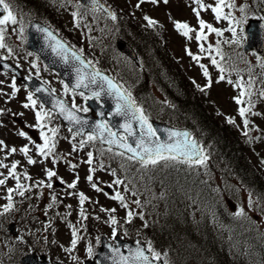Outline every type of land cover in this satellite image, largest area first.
I'll use <instances>...</instances> for the list:
<instances>
[{"label":"snow or ice","instance_id":"1","mask_svg":"<svg viewBox=\"0 0 264 264\" xmlns=\"http://www.w3.org/2000/svg\"><path fill=\"white\" fill-rule=\"evenodd\" d=\"M68 3H71V0H67ZM145 0H140L136 4V7L139 8L141 3H144ZM147 2L156 5L159 0H147ZM169 0H163L164 4H167ZM93 10H103L107 12L108 17L115 22L117 20V15L115 12L110 11L105 8L102 4L99 3V0H92ZM191 3L195 5L192 11L196 17L198 27L194 28L190 26L187 22L175 21L174 29L183 36L187 41H192L193 39L197 43L200 53H206L207 59L210 60L211 65H213L221 75H219V81H224L226 77L223 75L225 72V66L223 61L225 60V53L221 49V43L226 45H240L242 34L244 32L243 25L247 23L248 20V10L245 6L237 4V0H213L212 3H205L204 0H191ZM211 11L214 20L219 23L221 21L227 22V27L225 29H220L213 26L212 23L206 22L201 18V13L205 11ZM0 50H6L7 55H0V62L7 60L13 56V49L6 43V34L8 33L9 27L13 31L19 33V37L22 42H26L25 38V28L23 21L20 20L17 15L14 14L12 7L7 0H0ZM80 13L73 12L72 16L74 18L75 26L80 27V21L78 19ZM144 20L147 22L149 27H154L158 22L149 18L148 16L144 17ZM37 31L44 34L48 47L51 52L59 57L65 64H68L71 61L78 62L74 63L72 66L75 70V84L73 87H70L68 84H63V93L62 95L72 97L71 105L69 106L66 100L55 99L53 102V108L58 109L59 115L68 122V132L71 133V139L69 143L72 144V141H75L77 137H82L79 139L78 145L72 144V152L77 150H83L86 145L91 144L93 147L97 143L100 145H106L107 147H101L98 149L100 156H104L106 153L111 156L119 157L122 161H127L130 164H138L141 169L155 168L163 164L164 166H173L175 164H185V165H196V166H206L208 156L203 153V149L197 144V141L191 137V134L187 131H178L172 130L168 133L167 141H162L161 138L157 135V129L153 127L150 116L146 113L145 109L138 105L136 100L132 97L131 92L124 87L123 84L117 83L114 79L110 78L107 75H104L99 68L96 67V63L91 60H85L83 58V49H76L71 45H68L66 42L58 38L57 34H54L53 31L49 28L37 27ZM225 32L231 34V39L218 40L215 45L208 43L205 46L206 42L209 39V35L215 34L216 37L223 38ZM194 33V35H193ZM185 53L197 64H199L200 69L202 70L203 76L206 78V86L200 87L197 85L201 92H206L208 88L212 86V79L209 76V70L205 64L200 63L202 56L194 54L191 49L185 48ZM214 53V55H213ZM29 56H32L33 53L29 52ZM237 55H239L237 53ZM219 58V59H217ZM39 56H36V61H39ZM258 63L262 69H264V59L257 58ZM247 63V61H245ZM17 67L20 65L17 64ZM4 67H8L7 64ZM31 68L36 70V78L39 79L40 68L37 62L31 63ZM47 70V69H46ZM251 72H249L250 78L245 83L243 79L233 81L229 79L227 82L229 84H234V86L239 89V95L234 98L235 103L240 106L238 108L239 116L242 118L243 126L245 128L244 135H248L247 129L250 125V120L248 118L249 114L251 115H260V113L253 112L254 102L252 96L254 95V79L251 78ZM29 76L27 79H30ZM2 83V82H0ZM47 84V82H44ZM63 83V82H62ZM195 83V81H193ZM12 89V97L14 98L16 93L20 90L16 85V80L13 78L10 85ZM82 89L81 91H77ZM37 93L45 92V88H37L35 90ZM55 89H51L48 93L49 95L55 93ZM88 93V95L85 94ZM102 94H106L111 97L114 101L115 111L112 114L113 116L121 117L123 122L118 126L119 130H113L110 124L106 120H100L97 123L91 125V130L85 134V128L89 126V121L83 119L78 113H88L90 111L89 107L78 106L76 104V96L81 97L85 102L95 99L99 101ZM258 96L261 99H264V89L259 90ZM27 103H24L22 106L25 109L33 110L35 114V125H29V127H35L39 130V139L41 142H36L32 139L23 130L18 131V135L24 140L28 141V144L17 149L16 147L9 148L5 141L0 140V152H5V156L0 159V169H5L4 172H0V187H6L9 179L14 180V187H6V195L3 197L6 200V203L2 206L0 210V216L8 214L15 210V199L14 196H19L21 198L30 199L31 196L26 194L32 193L33 189H42V188H53V178H57L60 184H66L68 189H76L77 185L80 182L79 175H76L72 182L68 183L63 178L58 176V173L50 168H44L46 179L37 180L32 184L25 183L26 181H32V176L27 172H18L17 169L20 166V161H14L11 164L5 163V160L8 159V156L14 155L19 152L25 159L28 165H36L38 163L43 164L45 161H48L55 165L59 159H62L56 152L57 149V137L59 135V127H49L53 116L51 112L44 110V104H39L38 101L34 99V93L29 92L27 97ZM242 105H247L242 106ZM3 114V110H0V115ZM17 115V114H13ZM18 115H24V113H19ZM101 117L104 116L103 112H100ZM228 123L234 124L235 121L232 118L228 119ZM2 126V125H0ZM45 129H47L45 131ZM86 138H83L85 137ZM68 139V137H64ZM29 144L32 147H29ZM34 148V152H33ZM87 159L82 161L89 165L85 180L91 184L92 189L97 193H103L104 196L109 199L119 203L120 207L125 209V223L131 224L133 219L138 216L140 220H144V216L135 212V210L130 208L129 202L126 200L125 196L120 191H115L114 195L109 197L107 192H104L102 188L98 187L97 182L94 181V174L97 171V168L92 167L94 161V155L92 151L86 153ZM34 157H39L40 159H35ZM69 166L72 169L79 167L78 164L68 162ZM123 167V164L121 165ZM100 170L104 169L103 162H100L98 165ZM113 177H117L116 171L110 173ZM47 181V182H46ZM131 183V181H129ZM113 185L120 187L123 186L124 191H131L133 197L137 196V191L129 189L125 181L120 178H115L111 183L107 185L108 188H113ZM42 195V193H41ZM78 196L79 204V217L81 220H87L88 216L84 210V204L86 201H89V197L85 195L83 191L76 193ZM39 198V197H37ZM51 204H49L45 209V214L49 208L53 207L57 203V196H51ZM137 208L141 206V201L135 199L132 201ZM71 208V205L67 206ZM248 207H252L251 194L249 195ZM101 212L115 213L116 208L107 209L104 207L100 208ZM71 215V212L68 213ZM235 216L238 218H245V209L241 208L235 213ZM98 220L99 217H96ZM108 223L111 227V236L115 240L118 236V230L116 225L119 221L114 215L108 216ZM144 227H148V224L145 222ZM71 228V241L70 247L65 248L64 251L71 253L73 252L78 244L80 239L78 235V230L75 226L69 225ZM124 235H127V230H125ZM23 242V238H21ZM99 242V238H98ZM137 247L134 251L129 250L128 255L121 253L120 249L111 248L114 260L113 264H150L151 261H161L163 264H169L167 254H162L158 251H155L152 247L151 242H148L147 252L151 254H145V249L139 246V241L136 242ZM87 255L91 259L93 256V248L91 245L87 247ZM73 260L77 258L75 256L71 257Z\"/></svg>","mask_w":264,"mask_h":264},{"label":"rangeland","instance_id":"2","mask_svg":"<svg viewBox=\"0 0 264 264\" xmlns=\"http://www.w3.org/2000/svg\"><path fill=\"white\" fill-rule=\"evenodd\" d=\"M56 4H60L63 1L67 0H55ZM108 3H112V5L115 7L116 11L120 13V10L118 8V5L126 11V13H129L130 16L136 17L138 20L143 21L145 16H148L149 18L157 21L160 26H156V28H164V30L167 32V40L168 45L171 49V56L173 62L171 63L172 68L175 70V72L178 75H181L185 78L190 79L192 82L195 81L196 84H198L200 87L206 86V78L202 74V70L199 67V64H197L195 61H193L186 53L185 48H189L192 50L194 54L201 55L202 59L200 63L205 64V66L209 70V76L211 77L213 83L210 88L207 89L206 92H201L202 100L209 104L211 107V110L213 112H216L221 120L232 118L235 121V124L241 125L243 128V131H245L242 118L239 116L238 113V106L235 103L234 98L239 95V89H237L234 84H229L227 81L229 79L233 80L234 82L237 80H240L238 75L231 76L228 80L219 81V74L213 70V67L210 63V60L207 59L206 53H200L197 43L193 39L192 41H187L183 36L178 34V32L174 29V22L175 21H181V22H187L190 26L197 28V20L196 17L192 11L193 5L190 0H169L167 4L163 3V0H159V2L156 5H153L150 2H147L145 0L144 3H141L140 7L137 8L136 4L140 2V0H106ZM7 2L10 3L12 10L17 17L23 21V24L25 26V23L28 19H31V11L26 10L25 7L22 5L17 4L14 0H7ZM50 5V0H46V6ZM68 8L71 7V9L74 10H66L64 8V12L62 10H59L60 7L57 6V9H55V21L58 25H62L64 27V31L67 36L70 37L71 33H69V30L72 28L76 33L80 34L81 39L85 42L87 41V35L88 30L90 31V35L94 38H97L99 33L101 32L102 35L105 34L104 30L100 29L97 26H102L104 28L103 22L100 20L99 23L95 22L94 19L91 18V14L89 15H79L78 19L80 21V27H76L74 23V18L72 16L73 12H80L79 11V4L78 0H71V3H68ZM37 9V8H34ZM39 10V9H38ZM36 11V10H35ZM40 11V10H39ZM17 13V14H16ZM19 13V14H18ZM42 13V12H41ZM45 13V12H44ZM42 13L41 15H44ZM46 17V15H45ZM93 18H102V16L97 15ZM201 18L205 21L212 23L213 26L225 29L227 27V22L217 23L211 12L201 14ZM83 19H86L89 24H86L84 26ZM106 28H104L110 35L107 37V41L103 44V50L104 47H111L112 48V56L116 58L115 66L118 67V70L121 71L120 75L124 79L128 80L130 83V77L128 74L125 73V70L120 63L122 61L125 64V61H123L122 57H117L116 55V49H115V42L116 39L115 36V22L110 23L109 21L105 20ZM144 22V21H143ZM94 23L96 24L95 26ZM82 27H84V30H82ZM160 30V29H157ZM11 40L13 41V44H16L20 46L23 43V50H21L20 47L12 48L13 49V56L11 57L12 60H14L16 63H18L21 67L24 68L25 72L30 76L31 74L36 75V70L31 68L32 62H37L40 72L39 77L46 81L51 89H55V93L59 96H62L66 101H68L71 104L72 97L70 95L65 96L62 95L63 93V83L62 81L56 77L54 73L45 71L44 67L42 66L40 61H36V56H29L26 49H25V42H22V40L19 37L18 29L17 31H13L11 27H9L8 33H7ZM194 35V33H193ZM224 37L227 39H231V34L228 32H225ZM218 40H221L220 37H216L215 34L209 35V41L210 43H213L215 41V44ZM242 41V38H241ZM240 41V43H241ZM235 45V44H233ZM207 46V43L205 44ZM162 49L166 52L165 47L162 45ZM118 54V53H117ZM245 61H247V64L251 66H260L258 63V59L249 56ZM9 75L3 74L0 75V110H3V114L0 115V139L5 141L9 148L16 147L19 149L20 147L24 146L25 144H28V141L21 138L19 135L15 133L16 130H23L26 133H28L29 136L33 137L35 140L37 136H39V130L35 127H29V125H35V114L33 110L31 109H25L23 108V104L27 103V95L23 88L20 89L15 97H12V89L4 84V81L8 84L9 82ZM264 80V78H263ZM264 83V81H263ZM17 85V84H16ZM19 85H17L18 87ZM264 89V84H263ZM198 88V87H197ZM199 90V88H198ZM261 90V89H260ZM149 91H152V99L156 101V103L149 97L150 101L148 104L151 106H155L153 111H156L158 109L159 115H164V117L168 116V107L167 103L163 97V94L158 89H153V87H149ZM200 91V90H199ZM259 92V90H258ZM255 93L252 96V100L254 102V108L252 109L253 112L260 113V115H251L249 114L248 118L250 120V125L247 131L252 132V142H253V152L251 153L252 158L254 162L264 171V99H261ZM76 104L78 106L84 107L87 106L86 102L79 96H76L75 98ZM247 106V105H242ZM37 110H39L37 108ZM90 112V111H89ZM88 112V113H89ZM19 113H24V115H18ZM83 113V112H82ZM85 113V114H88ZM17 114V115H13ZM177 114V113H176ZM173 117H176L172 114ZM159 120L162 121L161 117H159ZM228 122V120H227ZM47 129H45L46 131ZM60 131H62V135L64 137L67 136V132H65L63 129L59 128ZM59 145L57 148V154L62 157V159L58 160V164L54 166L51 162H48L46 164H36L34 166L29 165L30 167L27 168H20L18 172L22 173L27 171L32 177H34L35 180H41L46 179L45 173L43 171L44 168H50L58 173V176L63 178L66 182L70 183L75 178L76 175H79L80 182L77 185L76 189H68L66 184H60L59 180L56 179V183L53 179V188H42V189H33L32 196H31V203L30 201H22L21 199L17 202H22L19 205V215L21 216H27L31 219L30 222H28V227H18L19 235L16 237V239H13L12 237L6 236L4 234L0 235V260L7 255H10L12 250H19V257L33 251L31 246L29 245L27 241V237L29 236V239L41 249V253L45 254L46 256L50 257L54 261L57 260H66L68 259V256L65 255L64 249L69 248L70 241H71V229L69 225H77V227H80V229L87 233L88 236H93L96 229H103L108 233L106 237H108L112 242L114 240L111 236V227L108 223V215H102V212L100 211L101 207L111 209L116 208L117 211L115 213H112V215H117V217L120 220H125V209L121 208L119 203L116 201H113L109 199L108 197L104 196L103 193H97L95 192L91 184H89L85 180V176L87 174V170L89 168V165L82 163V161L87 159L86 153L88 152V148L91 147V144L86 145L83 150H77L76 152H72V145L69 143L68 139L61 138L59 139ZM73 144V143H72ZM29 147H32V145L29 144ZM214 148V147H213ZM34 152V148H33ZM212 152L215 154L216 150L215 148L212 149ZM10 157V156H8ZM35 159H40L39 157H34ZM67 158V159H65ZM75 163L78 164L79 167L76 169H72L69 166V163ZM100 161V159H98ZM62 163L63 168L60 166ZM66 165V166H65ZM208 164H206L207 166ZM107 168V167H106ZM165 168H168L166 166ZM199 168V171H202L205 174V177L207 175L211 178H215L216 181L209 182L213 188L216 190L220 188L219 190L222 191V193L225 195L226 201L229 202L230 209L234 213L239 211L241 208L245 209V216H249L250 218L254 219L256 222H258L259 228H261L262 232L264 233V204L263 203H257L255 200L260 197L258 193H256V196L254 197V201H252V207H248V200L249 195L246 191H243L241 186L236 185V181L233 180L232 182L227 183V185L224 186V181L220 180L218 176H213L216 174V169H210L208 167ZM208 168V170H207ZM108 170V171H107ZM113 169H105L100 170L99 168L95 172L96 175H94V181L97 182V184L100 185V187H106L109 183L113 181L116 177H113L110 173ZM140 170V169H139ZM117 171V170H116ZM134 169H130L131 175L134 173ZM138 171V170H137ZM0 172H5L4 169H0ZM117 176H120L118 172ZM119 174V175H118ZM203 174V175H204ZM264 175V173H263ZM133 176V175H132ZM131 178V176H128ZM128 181V180H126ZM35 182V181H34ZM33 181H26L27 184L34 183ZM47 182V181H46ZM129 182V181H128ZM59 183V184H57ZM14 180L8 181L6 187H14ZM6 187L0 188V207L3 204L1 200L6 195ZM129 189H133L130 186H128ZM119 189V187L113 185V195L116 190ZM83 191L85 195H87L90 199L89 201H86L84 204V209L87 210V213L90 214L91 220L95 221V225L93 228L89 225L82 224L80 226V219H79V204H78V196L76 193ZM162 191V190H161ZM42 193V195H41ZM122 194L125 196L126 200L129 202L130 208L135 210V212L142 214L144 216V220H140L137 217L134 218L135 223L127 226H121L120 222L119 225H116L118 230V235L121 236L125 240H131L132 242L136 243L137 241L143 242L148 245V242L143 239L145 238L144 234H140L133 230L131 226H135V224H138L140 227H143L147 219L152 218L156 214L158 215V212L162 211V206L158 205L161 203L160 198L162 197V192L160 190L156 189L155 193L153 194V197L156 201V203L151 204L152 206L146 207L145 199L143 200L142 195H137L133 197L131 195V191L125 192L123 191ZM56 195L58 200L57 203L48 209L47 214H45L46 207L51 204V196ZM39 197V198H37ZM110 197V195H109ZM227 197V198H226ZM256 198V199H255ZM135 199H139L141 201V206L137 208V206L132 203ZM234 200L233 203L231 200ZM91 201V202H90ZM160 202V203H158ZM5 203V201H4ZM71 205V208H68L67 206ZM148 207L150 208V211L148 213ZM157 207V212L155 208ZM1 210V209H0ZM53 211H56L57 215L55 217L50 216ZM71 212V215H68V213ZM10 214V213H9ZM8 215V214H7ZM4 216V217H2ZM0 216V228H6V224H4V221L6 219V215ZM61 217H64L67 219L68 223H63L61 220ZM96 217H99L97 220ZM157 217V216H155ZM51 219V220H50ZM8 223V222H7ZM78 223V224H77ZM125 230H127V233H133L135 234L134 238L127 239L124 235ZM142 231V230H141ZM21 238H23V242H21ZM186 240H189V237H185ZM89 240V237H87ZM82 242L80 244L81 248H85L86 241L84 238L80 239ZM56 242L55 245L52 246V243ZM189 243L188 241H186ZM93 244V240L90 238V245ZM52 246V248H51ZM92 246V245H91ZM78 253L80 254V258L85 261L90 259L86 252H82L78 249ZM67 254H69L67 252ZM94 255V252H93ZM82 261V262H83Z\"/></svg>","mask_w":264,"mask_h":264},{"label":"trees","instance_id":"3","mask_svg":"<svg viewBox=\"0 0 264 264\" xmlns=\"http://www.w3.org/2000/svg\"><path fill=\"white\" fill-rule=\"evenodd\" d=\"M120 27L121 36L134 47L146 69L140 73L138 91L133 93L136 102L146 103L148 83L153 82L173 104L171 114L162 120L187 127L206 145L210 143L216 150L211 154L210 171L217 172L213 176L235 180L253 195L258 193L259 201L264 204V172L252 159L248 139L214 115L195 89L175 72L161 42L131 21H121ZM99 51L100 48L92 47L88 58L98 62V68L115 75L109 70L115 66L100 60ZM131 69L136 70L133 65ZM192 169L185 164L170 168L161 164L152 168L148 179L141 180L146 188L154 184L161 189L166 194L162 201L166 210L170 204L175 210L145 228L153 244L167 250L173 264H264V236L258 225L248 218L241 220L232 215L219 194ZM194 205H198L195 210ZM14 261L19 264L17 258Z\"/></svg>","mask_w":264,"mask_h":264},{"label":"water","instance_id":"4","mask_svg":"<svg viewBox=\"0 0 264 264\" xmlns=\"http://www.w3.org/2000/svg\"><path fill=\"white\" fill-rule=\"evenodd\" d=\"M80 2L82 4L88 6V7L93 8L92 0H80ZM99 3L102 4L105 8H107L101 2V0H99ZM37 27L45 28L36 22L31 23L29 28H28V39H29V45L31 46L30 48H32V47L35 48V51H37L40 54V56L46 62L47 66L56 68L59 71V73L63 76V78L66 80V82L71 87H73L75 84L76 75H75V70H74L72 65L74 63H78V62L71 61V59H70V62L68 64H65L59 57L55 56L51 52L50 48L48 47V42H47L44 34L37 31ZM118 48L120 49L121 52H124L126 55H128L129 57H131L134 61H136L138 63V59L136 57V54L134 53V51L132 50V48L129 45H127L123 41H119L118 42ZM30 85L33 87L34 90H36L37 88H45L46 89L45 92H40V93H37L36 91L35 92H36L39 100L41 101V103H43L44 105L49 106L52 109H54L53 108L54 100L60 99V98L55 97L53 94L49 95L48 93L50 91L43 84L39 83L38 81L34 80V82L30 83ZM78 90H82V89H78ZM100 100L104 104L103 107L98 106L95 103L94 99L90 100L88 102V105L92 108V110L98 113V116H99L98 118H94L93 116L87 117V116H84V115H81L78 113V115H80L83 119H87L89 121V126L86 127L84 130L85 133L91 130V125L97 123L98 121H100L102 119H106L110 123V125L114 128V130H119L118 126L123 122L121 117L112 115L115 111V108H114L115 101L111 97L107 96L106 94H102ZM54 110L59 115L58 109H54ZM100 112L104 113L103 117H101L99 115ZM107 114H109L110 118H106ZM65 122L68 124L67 121H65ZM153 127L158 130L157 135L161 138L162 141H167L168 133L170 131L177 130V129H173L171 127L165 126L163 124H158V123H153ZM178 131H187V130H178ZM187 132H189V131H187ZM192 138L195 139L197 141V144L202 148L201 144H199L198 138H196V137H192ZM125 244L127 245V247L131 251H134L136 249V247L134 248V246H132L131 244H128V243H125ZM139 246L143 247L142 245H139ZM104 248H105V252H107L111 249L107 245H105ZM119 249H120V247H119ZM128 254H129V252L126 255H128ZM145 254L149 255V257H151L150 253H148L146 251H145ZM40 260L44 261L45 258L41 257ZM113 260H114V256H113L112 251H110L109 252V260L107 263L113 264ZM23 264H50V263L40 262L37 256L32 255V256L25 257L23 259ZM150 264H162V262L150 260Z\"/></svg>","mask_w":264,"mask_h":264},{"label":"bare ground","instance_id":"5","mask_svg":"<svg viewBox=\"0 0 264 264\" xmlns=\"http://www.w3.org/2000/svg\"><path fill=\"white\" fill-rule=\"evenodd\" d=\"M153 187H155L157 189V186H154V184H153ZM158 190H161V189H158Z\"/></svg>","mask_w":264,"mask_h":264}]
</instances>
